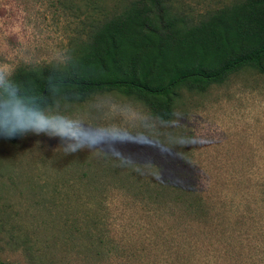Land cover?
Instances as JSON below:
<instances>
[{"label":"rangeland","instance_id":"rangeland-1","mask_svg":"<svg viewBox=\"0 0 264 264\" xmlns=\"http://www.w3.org/2000/svg\"><path fill=\"white\" fill-rule=\"evenodd\" d=\"M185 1L213 8L231 0ZM82 6L0 0V67L14 73L65 59L85 34ZM48 107L88 127L86 135L91 126H123L126 109L150 112L117 92ZM169 119L190 146L150 137L172 153L166 160L135 143L69 155L44 134L0 140L3 261L264 264V73L242 71L203 93L184 91Z\"/></svg>","mask_w":264,"mask_h":264},{"label":"trees","instance_id":"trees-1","mask_svg":"<svg viewBox=\"0 0 264 264\" xmlns=\"http://www.w3.org/2000/svg\"><path fill=\"white\" fill-rule=\"evenodd\" d=\"M82 38L62 61L13 73L46 106L96 92L142 100L169 119L184 91L203 93L242 71L264 73V0L198 8L185 0H82ZM20 136L0 140L16 143ZM0 264H7L0 256Z\"/></svg>","mask_w":264,"mask_h":264},{"label":"clouds","instance_id":"clouds-1","mask_svg":"<svg viewBox=\"0 0 264 264\" xmlns=\"http://www.w3.org/2000/svg\"><path fill=\"white\" fill-rule=\"evenodd\" d=\"M121 115L127 121L123 126H91L93 134L86 135L88 127L49 108L39 94L22 88L13 78V73L0 67V136L4 138L23 137L29 133L59 138V147L65 154H73L89 145L107 146L135 143L144 148H154L167 159L172 155L166 147L154 144L152 138H160L165 144L175 147H189L190 141L174 130L172 119L146 111L126 109ZM125 129L130 131L126 132ZM95 155H102L94 153ZM139 171V169H136ZM147 171L160 174V168L149 163Z\"/></svg>","mask_w":264,"mask_h":264}]
</instances>
